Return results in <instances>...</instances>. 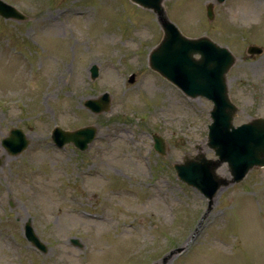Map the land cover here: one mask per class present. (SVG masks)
<instances>
[{
    "label": "rangeland",
    "instance_id": "rangeland-1",
    "mask_svg": "<svg viewBox=\"0 0 264 264\" xmlns=\"http://www.w3.org/2000/svg\"><path fill=\"white\" fill-rule=\"evenodd\" d=\"M2 1L26 19L0 17V141L17 127L30 143L11 156L0 142V264H152L179 247L167 264H264V168L221 188L208 211L207 199L177 180L173 164L198 147L214 158L206 145L212 103L186 97L148 67L162 37L155 15L129 0ZM164 7L182 33L206 35L234 54V124L264 117V0ZM252 43L263 53L250 59ZM103 93L108 111L83 106ZM86 125L97 136L84 152L53 145V127ZM217 172L229 178L225 165ZM28 219L45 253L23 237Z\"/></svg>",
    "mask_w": 264,
    "mask_h": 264
},
{
    "label": "water",
    "instance_id": "water-1",
    "mask_svg": "<svg viewBox=\"0 0 264 264\" xmlns=\"http://www.w3.org/2000/svg\"><path fill=\"white\" fill-rule=\"evenodd\" d=\"M137 5L151 10L162 30V38L150 52L148 65L151 70L172 83L190 98L204 97L212 102L209 111L211 123L207 126V147L215 158L207 159L197 148L195 156L185 157L182 163L173 164L176 176L186 185L197 189L208 199V209L217 192L230 184L239 183L253 168L264 167V118H252L248 122L234 126L233 119L238 112L228 95L227 73L235 63L234 55L226 48L217 45L206 36L189 38L168 19L163 0H131ZM219 3L223 0H217ZM212 4L206 6L208 19L213 17ZM0 16L24 20L25 16L14 7L0 0ZM251 56L259 55L262 49L256 45L247 47ZM97 76L95 67L91 68V78ZM133 81V76L130 82ZM110 99L103 94L98 99L86 100L84 105L94 113L108 110ZM96 128L85 126L73 131L55 128L54 142L62 146L71 143L83 150L94 139ZM154 149L165 154V142L157 134L152 136ZM29 140L21 129L11 128L8 136L1 140L2 147L10 155L22 152ZM1 164V158H0ZM225 165L229 178L220 176L217 170ZM25 236L39 250L45 246L33 233L29 221L25 225ZM79 246L76 239L70 241ZM183 251L182 247L171 250L160 261L152 264H167L174 255Z\"/></svg>",
    "mask_w": 264,
    "mask_h": 264
},
{
    "label": "bare ground",
    "instance_id": "bare-ground-1",
    "mask_svg": "<svg viewBox=\"0 0 264 264\" xmlns=\"http://www.w3.org/2000/svg\"><path fill=\"white\" fill-rule=\"evenodd\" d=\"M253 9V6H248V12L251 13Z\"/></svg>",
    "mask_w": 264,
    "mask_h": 264
},
{
    "label": "flooded vegetation",
    "instance_id": "flooded-vegetation-1",
    "mask_svg": "<svg viewBox=\"0 0 264 264\" xmlns=\"http://www.w3.org/2000/svg\"><path fill=\"white\" fill-rule=\"evenodd\" d=\"M245 60H247V59H245Z\"/></svg>",
    "mask_w": 264,
    "mask_h": 264
}]
</instances>
